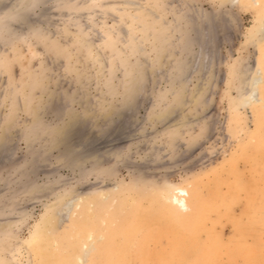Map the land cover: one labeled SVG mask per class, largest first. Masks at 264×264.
Here are the masks:
<instances>
[{"label":"rangeland","instance_id":"1","mask_svg":"<svg viewBox=\"0 0 264 264\" xmlns=\"http://www.w3.org/2000/svg\"><path fill=\"white\" fill-rule=\"evenodd\" d=\"M21 1L0 0V264H119L113 243L125 264H264V0H51L32 35ZM141 216L145 248L119 236Z\"/></svg>","mask_w":264,"mask_h":264},{"label":"bare ground","instance_id":"2","mask_svg":"<svg viewBox=\"0 0 264 264\" xmlns=\"http://www.w3.org/2000/svg\"><path fill=\"white\" fill-rule=\"evenodd\" d=\"M3 1V0H2ZM16 1V0H15ZM21 1V0H20ZM58 1V0H57ZM68 1V0H67ZM235 1V0H234ZM258 1L259 0H256V2L258 3ZM21 2H23V1H21ZM21 2H20V4H21ZM51 2V0H28V1H26V3L28 4V6H23V7H19V6H17V8L15 9L14 8V10H12V12H17V16L15 17L18 21H19V23L20 24H22L26 29H28V31H29V33H31V35L33 34V33H35V31L37 32V28L36 27H33V26H31L29 23H30V19H31V22L33 23V20L32 19H34L33 18V16H34V13L32 12V10H34L35 8H37L40 4H44L45 6L46 5H48L49 3ZM69 2V1H68ZM72 2V1H71ZM18 3V2H17ZM17 3H15V4H17ZM10 5V4H9ZM2 6V5H1ZM49 6V5H48ZM85 6V5H84ZM5 7H8V6H5ZM11 7V6H10ZM47 7V6H46ZM3 8V7H2ZM1 10H3V9H1ZM0 10V11H1ZM4 10H6V9H4ZM19 10V11H18ZM263 10L261 9L260 10V15H261V12H262ZM66 13V12H65ZM4 14H6L5 12H4ZM8 14V13H7ZM14 14V13H13ZM43 14H45V13H43ZM1 15V14H0ZM11 15V12H10V14H9V16ZM4 16V15H3ZM8 16V17H9ZM15 16V15H14ZM86 16V15H85ZM39 17V16H38ZM2 18V17H1ZM5 17H3V19H4ZM36 18V17H35ZM81 18H82V16H81ZM15 19V20H16ZM39 20V19H38ZM46 20H48L49 21V19H48V17H46ZM196 20V19H195ZM6 22H8V20L6 21ZM38 22H40V21H38ZM42 22H46L45 20L43 21L42 20ZM51 22V21H50ZM94 22V21H93ZM259 22V21H258ZM41 23V22H40ZM260 23H262V26H260V28H259V31H258V33L260 34V35H262V37L264 38V18L262 19V17L260 18ZM259 23V24H260ZM13 24H14V22H13ZM15 25V24H14ZM16 25H18V23H16ZM34 25V24H33ZM36 25H38V23L36 24ZM50 25V24H49ZM258 25V24H257ZM47 26V25H46ZM213 26V25H212ZM211 26V27H212ZM17 27V26H16ZM43 27V26H42ZM210 27V28H211ZM4 29L5 30H12L13 29V26H12V24H11V21L10 22H8L7 23V25L4 27ZM197 29V28H196ZM184 30V29H183ZM76 35V34H75ZM20 37H23V36H20ZM14 38V37H13ZM88 39V38H87ZM198 40V39H197ZM126 42V41H125ZM201 47V46H200ZM201 49V48H200ZM200 52V51H199ZM203 55V54H202ZM206 55L207 54H204L203 55V57L205 56V58H202L203 59V61H205V59H206ZM140 61V60H139ZM263 66V65H262ZM262 66L260 65V69H259V72L260 73H262L263 75H264V68L262 69ZM194 68H196V67H194ZM203 69V68H202ZM177 70V69H176ZM180 72V73H179ZM178 72V74H180L181 76V78H184L183 76L185 75V77H187L188 76V70L187 69H185V67H183V68H180V71ZM256 76H258V75H256ZM261 76V75H260ZM256 78V77H255ZM258 79H252V80H249L248 82H246V85L249 87V90H248V93H247V95L245 94V98H244V100H243V103H254L255 101H257L258 99H259V94L256 92V85L258 84ZM263 82V81H262ZM188 83V82H187ZM184 84V83H183ZM247 87V88H248ZM171 92V91H170ZM143 95V94H142ZM261 95V94H260ZM260 100V99H259ZM258 102V101H257ZM260 102V101H259ZM131 108H133V107H131ZM118 115V114H117ZM114 119V118H113ZM109 123L110 122H112V121H108ZM72 125V124H71ZM111 129V128H110ZM117 129V128H116ZM3 130V129H2ZM123 131V130H122ZM122 131H121V133H122ZM48 133V132H47ZM101 136V135H100ZM121 136H122V134H121ZM121 136H119V137H121ZM2 140V139H1ZM110 141V140H109ZM2 144H4L3 142H2ZM2 144H0V146H1V148H3L4 146L2 145ZM51 146V145H50ZM8 147V146H7ZM76 147H78V146H76ZM0 148V149H1ZM7 149V148H6ZM83 149H85V146L83 147ZM86 149H88V148H86ZM75 150V149H74ZM71 151H73V149L71 150ZM112 151V150H111ZM5 152V151H4ZM9 152V151H8ZM75 152V155L76 156H78V154L81 152V151H79V150H75L74 151ZM73 152V153H74ZM72 153V154H73ZM82 153H84V152H82ZM5 154V153H4ZM10 155V154H9ZM12 155V154H11ZM74 156V155H73ZM7 158V157H6ZM5 158V159H6ZM86 160V159H85ZM30 165V164H29ZM75 165V164H74ZM80 165V164H79ZM77 168V167H76ZM29 170V169H28ZM78 170V169H77ZM31 184V183H30ZM251 186V185H250ZM32 187V186H31ZM36 188H37V186H36ZM35 188V189H36ZM31 189V188H30ZM34 189V190H35ZM29 193V192H28ZM156 194V193H155ZM168 195V194H167ZM165 196V195H164ZM163 196V197H164ZM187 196H189L188 195V192L186 191V190H184V189H178V191H177V193L175 192V191H171V193L169 194V196H168V198H167V201H166V203H162L163 205L161 206L160 204H158V205H156V206H158V207H162L161 209H162V211L164 212V214L162 215V217L163 218H168V220H171L172 221V223H173V226L174 227H172V228H175V229H183V228H185L187 225H191L192 223H194L195 221H197L198 220V213L196 212V213H192V214H189V215H181L180 214V212H178V211H181V209H187V208H189V205H188V199L186 198ZM80 200V199H79ZM158 200V199H157ZM165 201V200H164ZM72 203H73V199H72V201H68V203H66V205L63 207V210L64 209H67L66 211L68 212V210L70 209V207H72L73 205H72ZM154 203L155 204H157L156 202H155V200H154ZM152 204V203H151ZM152 205H154V204H152ZM156 206H154V207H156ZM158 207H157V209H158ZM151 208H153V207H151ZM155 209V208H154ZM62 210V209H61ZM62 210V211H63ZM156 210V209H155ZM160 210V209H159ZM159 210H156L157 211V213L159 212ZM161 211V212H162ZM252 211V210H251ZM63 212H65V211H63ZM144 211H142V213H143ZM161 212H159V215H160V213ZM62 213V212H61ZM141 213V214H142ZM62 215V214H61ZM133 215V214H132ZM135 215H137V214H135ZM140 215V214H139ZM146 215H148V214H146ZM93 216V215H92ZM138 216V215H137ZM149 216V215H148ZM148 216L146 217V216H141L142 218L140 219V220H138V221H132V223L130 222V224H127L126 226H124L123 227V230L120 232V235L119 236H121V234H125L124 236L126 237V239H129L130 240V242L131 243H133L134 241H133V239L135 240L136 239V233L138 232V231H140L141 229H142V231L143 230H145V229H143V227L145 226V224L148 222V221H150V220H152L151 218L149 219L148 218ZM158 216V215H157ZM91 217V216H90ZM145 217V218H144ZM152 217V216H151ZM93 217H91V219H92ZM139 218V217H138ZM137 218V219H138ZM153 218V217H152ZM156 219H158V218H160V217H155ZM155 218H153V219H155ZM79 219V218H78ZM94 219H95V217H94ZM243 219H245V218H243ZM11 220V219H10ZM14 220V219H13ZM96 220V219H95ZM97 221V220H96ZM95 221V222H96ZM102 222V221H101ZM153 222H155V221H153ZM150 223V222H149ZM74 224H75V222H74ZM78 224V223H77ZM89 224V223H88ZM91 224H94V223H91ZM113 224V223H112ZM80 225V224H79ZM82 225V224H81ZM84 225H86V224H84ZM95 225V224H94ZM150 225H151V223H150ZM152 225H155V224H152ZM151 225V226H152ZM90 226V225H89ZM89 226H87L86 225V227L88 228V229H90L89 228ZM99 226V225H98ZM156 226H158V224L156 225ZM95 228V227H94ZM101 228V227H100ZM99 228V229H100ZM149 228V227H148ZM153 229L155 228V227H152ZM158 228V227H157ZM160 228H162V227H160ZM159 228V229H160ZM75 229V228H74ZM82 229V228H81ZM153 229H152V231H153ZM78 230V229H77ZM180 230H177V231H180ZM75 231V230H74ZM88 231V230H87ZM92 231V230H91ZM94 231V230H93ZM96 231H98L97 230V228H96ZM100 231H104V230H100ZM146 232H147V234H146V236L144 237V240L142 241V244H141V246H142V248H145V246L146 245H148L150 242H151V240L154 238L153 237V232H150V230L149 229H146L145 230ZM156 231V230H155ZM90 232V231H89ZM102 232H99V233H101L102 234ZM144 233V232H143ZM143 233H142V235H143ZM87 234V233H86ZM90 234V233H89ZM116 234V233H115ZM75 235V234H74ZM97 235V234H96ZM118 235V234H117ZM138 235V234H137ZM188 235H190V233H188ZM245 235V234H244ZM86 236H88V235H86ZM100 236H102V235H100ZM116 236V235H115ZM123 236V235H122ZM91 237V235L89 236V238ZM124 237V238H125ZM88 238V237H87ZM88 238V239H89ZM94 237H92V239H93ZM103 238V237H102ZM34 239H38L37 241H39V238H34ZM91 240V239H90ZM121 240V239H120ZM122 240H124L123 238H122ZM122 241H120L119 243H117V244H120ZM185 242H187V241H185ZM38 243V242H37ZM85 243V242H84ZM89 243V242H88ZM93 242H91V244H92ZM95 243V242H94ZM87 244V243H86ZM90 244V245H91ZM128 244V243H127ZM95 246V245H94ZM99 246V245H98ZM110 246V245H109ZM131 246H132V244H131ZM83 247H85V246H83ZM124 247H126V246H118V247H114V243L111 245V251H112V255L114 256V254H118L117 255V258L119 259V264H125V261H124V256H123V252H124ZM129 247H130V245H128V249H129ZM109 248V247H108ZM90 249V248H89ZM82 250V249H81ZM94 250V249H93ZM200 250V249H199ZM92 251V250H91ZM129 251V250H128ZM176 251H177V249H176ZM183 251V250H182ZM42 253V252H41ZM183 253V252H182ZM196 253V252H195ZM35 254V253H34ZM94 254V253H93ZM108 254V253H107ZM87 255H88V253H87ZM37 256H39V255H37ZM85 256V255H84ZM96 256V255H95ZM182 256V255H181ZM184 256H185V254H184ZM66 257V256H65ZM74 257V256H73ZM83 257V256H82ZM145 257V258H144ZM143 258H138V260H140V262L141 263H143V264H150L151 263V261L149 260H147L146 259V256H144ZM259 257V256H258ZM42 258V257H41ZM77 258V257H76ZM187 258H188V256H187ZM70 259V258H69ZM72 259V258H71ZM80 259V258H79ZM84 259V258H83ZM59 260V259H58ZM65 261V259H61V261ZM122 260V261H121ZM137 260V259H136ZM50 261V260H49ZM63 261V263H65ZM74 261V260H73ZM75 262L77 263V261H76V259H75ZM130 262V261H129ZM62 263V262H61ZM128 263V262H127ZM49 264V263H48ZM71 264V263H70Z\"/></svg>","mask_w":264,"mask_h":264},{"label":"snow or ice","instance_id":"3","mask_svg":"<svg viewBox=\"0 0 264 264\" xmlns=\"http://www.w3.org/2000/svg\"><path fill=\"white\" fill-rule=\"evenodd\" d=\"M218 7H223V4H219L217 5ZM141 80H143V77H141ZM133 96H129L126 102H131V100L133 99ZM85 116L87 115V113L84 114Z\"/></svg>","mask_w":264,"mask_h":264}]
</instances>
